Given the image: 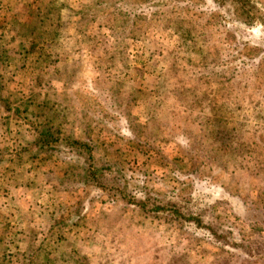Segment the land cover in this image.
Masks as SVG:
<instances>
[{
	"label": "rangeland",
	"instance_id": "rangeland-1",
	"mask_svg": "<svg viewBox=\"0 0 264 264\" xmlns=\"http://www.w3.org/2000/svg\"><path fill=\"white\" fill-rule=\"evenodd\" d=\"M251 3L253 24L223 0H0V264H264V88L251 82L264 0ZM179 46L243 75L188 89ZM225 95L255 109L262 144L243 167L219 157L217 120L201 119V154L164 119L211 116ZM181 198L226 238L177 218Z\"/></svg>",
	"mask_w": 264,
	"mask_h": 264
},
{
	"label": "trees",
	"instance_id": "trees-1",
	"mask_svg": "<svg viewBox=\"0 0 264 264\" xmlns=\"http://www.w3.org/2000/svg\"><path fill=\"white\" fill-rule=\"evenodd\" d=\"M223 1L224 2L226 1L227 3L230 4V9L227 11V13L234 15L233 17L239 19L242 22H248L249 24L255 23V15L252 14L254 10V5L253 3H251V0H223ZM217 30L218 29H216L215 32H217ZM178 49H179L178 61H180L181 64V68L179 69L183 78L181 84H185V86L188 89H195L198 90L199 92L204 91V94L210 96L211 92L213 91V87H212L213 85H222L228 82L231 84L232 78H234L238 74L243 75L242 71L238 70V68H235V70L233 69L231 72H229L231 76L228 73L224 72L223 70L224 68H215V66L212 68H206L204 67V63L202 64L203 59L196 56L194 50L191 49L184 50L180 46L178 47ZM256 71L257 72H255L253 76V81H251L252 88L255 90V92L261 93L264 88V66L263 68H258ZM231 86L232 88H234L235 85L232 83ZM250 86L251 84H249V87ZM207 87L210 92L205 91ZM241 89L243 88H241V84L239 83V87L237 86V91H236L237 96L235 99H238L239 100L238 102L240 104L244 100L243 98L244 95H242ZM213 98L216 99L218 98V96H213ZM202 99L203 96L199 95L197 100H202ZM230 100H231V96L226 97L225 95L222 102L216 103L214 105L216 110L214 111L212 110L213 113L211 116L199 115L200 112H203L202 106L197 109L194 108L193 106H190L188 107L187 110L182 111L180 114L172 115V116L165 115L164 119L166 120L167 125L169 126L176 125L177 126L176 128L187 131V135L189 137V140L192 142V146L197 145L198 150L201 154H204L206 149H209L207 147V144L205 143V137H206L205 129L208 126H210V123L205 124V121L201 123V119L204 118V120L205 119L217 120V123H219L220 125L215 127L216 133L213 140V144L220 153L219 157L224 158L226 156H233L239 160V164H241V167H243V165L245 166V163L247 161L252 160L254 155L251 152L256 153L262 142L259 140L260 137L257 134L255 125H252L249 122L251 116L256 117V115L254 114L255 109L251 108L250 110L249 107L247 106L245 107L244 104L238 105L235 108H231L230 106H228L231 102ZM255 108L258 109V114L263 109L261 104L256 105ZM240 117H244L241 119L245 122L238 121V118ZM197 131H200L203 134L196 133ZM247 133H254V135H252L248 140V138L245 136ZM197 137L198 140L196 141ZM230 138L233 139L232 142L235 146H238V149H234L232 142H229L228 140ZM216 140L219 141V145L217 146H216L217 143ZM248 147L250 148L251 151H248ZM236 152L239 153L238 156L235 155ZM243 153L245 154L244 156H239L242 155ZM211 163L213 164V162ZM225 171H227L228 173V170ZM231 173L234 174L235 172L231 171ZM235 180L236 179L231 174V180L229 181L230 188H232L236 192L238 191L241 192L243 188L241 189L240 185H236V190H235L234 185L232 184L235 182ZM178 200L180 199L178 198ZM178 200L176 201L178 202ZM177 202L171 204V206L173 207L175 205V207L182 209L181 212L175 213L177 218L184 221L193 222L195 223V225H197L198 228L206 229L207 231H209V234L213 238H217V239L222 237L226 238V236H224L225 234L223 235V230H219L218 226L213 225L211 222H207V224H205L198 216H193L192 214H190V212H188L187 206L190 203V200L186 198L184 199L181 198L182 203L178 202L177 204ZM156 211L160 212V214H157V218L159 220H162V218L165 215H168V213L163 207H158ZM185 211H187V214H185ZM226 234H228V232H226Z\"/></svg>",
	"mask_w": 264,
	"mask_h": 264
}]
</instances>
